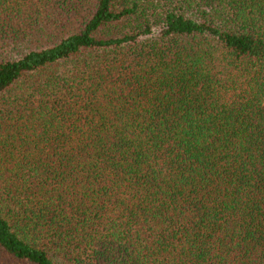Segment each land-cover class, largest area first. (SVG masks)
Listing matches in <instances>:
<instances>
[{"label":"trees","instance_id":"trees-1","mask_svg":"<svg viewBox=\"0 0 264 264\" xmlns=\"http://www.w3.org/2000/svg\"><path fill=\"white\" fill-rule=\"evenodd\" d=\"M0 264H264V0H0Z\"/></svg>","mask_w":264,"mask_h":264}]
</instances>
